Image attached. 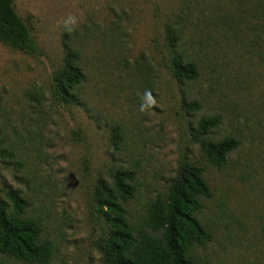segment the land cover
I'll return each mask as SVG.
<instances>
[{
    "label": "rangeland",
    "instance_id": "rangeland-1",
    "mask_svg": "<svg viewBox=\"0 0 264 264\" xmlns=\"http://www.w3.org/2000/svg\"><path fill=\"white\" fill-rule=\"evenodd\" d=\"M15 6L38 50L0 41L1 148L14 153H0V197L22 192L26 216L52 244L49 264H105L101 180L135 171L137 192L124 207L136 227L183 164L203 168L212 192L196 215L210 235L192 251L197 264H264V0ZM70 53L86 81L65 104L54 96L53 75ZM175 59L195 64L198 78L178 79ZM208 117L220 124L203 134ZM230 137L238 147L223 167L211 165L203 142ZM0 264L25 263L0 253Z\"/></svg>",
    "mask_w": 264,
    "mask_h": 264
},
{
    "label": "trees",
    "instance_id": "trees-1",
    "mask_svg": "<svg viewBox=\"0 0 264 264\" xmlns=\"http://www.w3.org/2000/svg\"><path fill=\"white\" fill-rule=\"evenodd\" d=\"M0 41L31 54L38 50L30 28L16 10L15 0H0ZM173 73L178 79L189 81L199 75L195 64L179 59L173 63ZM85 81L78 56L70 53L65 65L53 75L54 96L60 102L72 104L80 97L76 90ZM193 105L198 108V104ZM219 124L218 117L205 118L199 131L208 133ZM1 136L2 132L0 153L14 159L13 152L1 148L4 143ZM120 140L116 135L117 143ZM237 147L238 142L232 137L203 142L207 161L218 168L226 164L228 155ZM135 180V171L118 170L112 184L101 180L97 186L96 204L110 225L101 246L105 264H197L192 251L210 239L196 216L203 208L201 199L212 196L203 168L181 165L168 194L149 205L145 224L133 227L124 205L136 195ZM28 207L29 202L20 190L10 189L6 198L0 197V253L25 264H49L52 244L42 241L39 224L26 216Z\"/></svg>",
    "mask_w": 264,
    "mask_h": 264
}]
</instances>
